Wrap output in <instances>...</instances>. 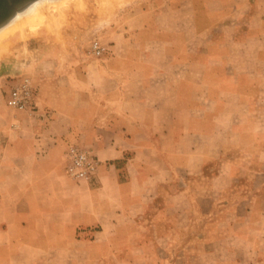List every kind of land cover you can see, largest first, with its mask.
<instances>
[{
    "label": "rangeland",
    "instance_id": "1",
    "mask_svg": "<svg viewBox=\"0 0 264 264\" xmlns=\"http://www.w3.org/2000/svg\"><path fill=\"white\" fill-rule=\"evenodd\" d=\"M50 1L39 9L45 17L41 23L35 17V26L26 23L0 39V131L18 116L36 114L44 106L58 108L62 117L55 130L62 145L58 162L65 169L70 146L88 150L98 161L92 181L102 164L96 138L103 135V128L124 126L120 111L134 114L131 102L150 94L165 100L168 107L155 111L171 119L172 133L204 132L198 159L206 154L215 158L203 172L198 160L190 174L177 170L173 182L161 187L149 184L137 207L142 216L131 221L127 233L109 238L105 263L99 261V251L81 245L80 236L72 257L81 264H264V202L256 204L262 217L250 219L246 214L256 203L251 201H257L254 194L264 192V36L262 42L249 38L251 28L243 9L247 0ZM237 4L239 11L233 10ZM95 44L104 48L102 53L95 52ZM149 70L155 75L148 76ZM25 77L36 90L34 111L10 107L5 100L7 90ZM144 82L157 87L135 91L138 96L132 87ZM246 82L259 83L261 89L244 90ZM233 86H239L240 96L225 91ZM105 97L111 100L104 101ZM239 99L245 108L220 107V121L213 123L215 100ZM119 100L126 103L117 105ZM218 127L221 132L215 137L212 128ZM219 145H225L220 155L232 159L239 172L231 182L220 180L211 190L204 188L209 181L204 174L216 171ZM123 164L121 160L118 166ZM64 174L68 181L82 183ZM186 179L195 201L186 203L182 195L184 202L172 207L171 196L186 188ZM199 193L207 195L200 202ZM41 194L36 203L41 211L84 204L78 188L59 194L66 199L64 204L44 190ZM212 198L225 206H216ZM122 243L135 246L133 260L127 245L120 251L112 249ZM219 244L226 247L220 249ZM235 246L238 249L232 250ZM60 254L67 257L66 252Z\"/></svg>",
    "mask_w": 264,
    "mask_h": 264
},
{
    "label": "crops",
    "instance_id": "2",
    "mask_svg": "<svg viewBox=\"0 0 264 264\" xmlns=\"http://www.w3.org/2000/svg\"><path fill=\"white\" fill-rule=\"evenodd\" d=\"M240 9V5H233V10ZM243 9L251 28L248 32L249 38L262 42L264 0H247V7ZM237 42L241 43L240 40ZM247 43H243L245 48ZM154 75L155 71L149 70L148 76ZM241 77L237 76L238 82ZM156 87L144 82L135 84L132 90L134 93L150 92ZM243 89L257 91L261 89V84L246 82ZM225 91L235 97L240 96L239 86L227 88ZM103 100L110 101L111 98L105 97ZM125 103V100L117 101V105ZM247 104L250 105L249 102L246 106ZM214 105L216 110L213 123L220 121V107L227 105L245 108L240 99L235 103L215 100ZM131 106L134 110L132 116L120 111L123 114L120 121L126 123L124 126L103 128V135L96 138V153L102 160L99 174L92 181L82 180L81 184L68 181L64 174L66 170L58 162L62 150V145L55 137V130L62 118L58 108L52 110L55 107L44 106L43 110H50L44 111V114L43 110L35 108L36 114L21 115L6 122V126L0 131V264H55L57 261H62L61 264H81L80 260L72 257L77 236L82 237L80 243L85 249L99 251V261L105 263L103 259L107 257L110 249V244L107 243L109 238L112 236L117 239L127 233L131 221L136 222L142 216L137 207L149 184L157 187L164 186V182L169 184L175 180L177 170L190 174L195 171L198 160L201 161L200 169L203 172L208 162L215 159L207 154L198 159L197 152L201 144L199 140L205 135L203 131L187 132L184 129L183 132H171V119L167 115L156 114L155 111L168 107L164 99H155L150 94L142 95L133 100ZM87 120L94 121L95 118ZM102 121L100 118V122ZM212 131L213 136L219 137L221 128H212ZM189 138L194 140L188 142ZM224 147L225 145H219L215 150L219 161L215 162V172L211 175L204 174L209 180L204 188L212 190L220 180L222 183L228 180L231 182L239 172L238 168L232 166V159L227 161L220 155ZM121 160H124V164L119 167ZM226 163L231 165L227 166ZM187 181L189 180L186 179L185 189H180L171 196L172 207L177 208L178 203L181 205L184 202L181 200L182 195L186 203L192 205L195 201L188 189L191 184ZM76 188L80 190L84 204L74 202L72 206L67 204L62 210L53 211H41L36 206L43 197V190L49 196L53 194L57 203L64 204L66 199L59 197V194L64 195L65 189L70 191ZM206 196L199 193L196 200L200 202ZM254 200L257 201L251 202L256 203H251L250 209L246 211L251 216L250 219L262 217L256 210V204L264 202V192L254 194ZM212 202L216 206H225L213 198ZM132 244H115L112 249L120 251L127 245L129 259L133 260L135 246ZM225 247L219 246L220 249ZM237 249L236 246L232 248ZM256 249L255 246L254 250ZM61 251L66 252L67 257H60Z\"/></svg>",
    "mask_w": 264,
    "mask_h": 264
},
{
    "label": "built area",
    "instance_id": "3",
    "mask_svg": "<svg viewBox=\"0 0 264 264\" xmlns=\"http://www.w3.org/2000/svg\"><path fill=\"white\" fill-rule=\"evenodd\" d=\"M95 52L100 54L103 49L94 45ZM35 88L30 78H23L17 85L6 92V102L10 107L20 110H35ZM67 174L77 180H91L97 170L98 161L88 150L70 146L65 157Z\"/></svg>",
    "mask_w": 264,
    "mask_h": 264
},
{
    "label": "clouds",
    "instance_id": "4",
    "mask_svg": "<svg viewBox=\"0 0 264 264\" xmlns=\"http://www.w3.org/2000/svg\"><path fill=\"white\" fill-rule=\"evenodd\" d=\"M45 0H33L31 4L28 5L24 10L18 11L12 19L9 21L8 25L4 28H0V32L7 31L9 28L13 27L17 23L26 20L29 17L36 15L41 7H43Z\"/></svg>",
    "mask_w": 264,
    "mask_h": 264
},
{
    "label": "bare ground",
    "instance_id": "5",
    "mask_svg": "<svg viewBox=\"0 0 264 264\" xmlns=\"http://www.w3.org/2000/svg\"><path fill=\"white\" fill-rule=\"evenodd\" d=\"M54 1V0H53ZM53 1H50V2H53ZM63 0H60V2L59 3H61ZM65 1V0H64ZM68 1V0H67ZM33 2V0L32 1H30V2H27L23 7H21V8H19V9H17V11H14L13 12V14L11 15V17H9L7 20H5L3 23H1L0 24V28H4L5 26H7L8 25V23H9V21L12 19V17L18 12V11H22V10H24L26 7H28V5L29 4H31ZM50 2H48V3H50ZM56 2V1H55ZM58 3V2H57ZM56 3V4H57ZM56 8V7H55ZM43 11V10H42ZM44 13V12H43ZM35 17H40L41 18V20H40V23L42 22V20H44V18H42L43 17V14L40 12V10L38 11V13L36 14V15H34V16H32L30 19L28 18V19H26V21L24 20L23 22L24 23H22V22H20V23H17L16 25H14L13 27H11V28H9L7 31H4V32H0V39H2L3 38V36L4 37H6L5 36V34L6 35H8L9 34V32H11V34L13 33L12 31H14L15 29L17 30V29H22V27H24L25 26V24L27 23V24H33L34 25V23L37 21V19H35ZM28 20V21H27ZM39 21V20H38ZM38 22H36V24H37ZM22 24H23V26H22ZM17 25H19V26H17ZM28 25V26H29ZM39 25V24H38ZM31 26V25H30ZM35 26V25H34ZM31 27H33V26H31ZM0 42H1V40H0ZM2 43V42H1ZM0 43V44H1Z\"/></svg>",
    "mask_w": 264,
    "mask_h": 264
},
{
    "label": "water",
    "instance_id": "6",
    "mask_svg": "<svg viewBox=\"0 0 264 264\" xmlns=\"http://www.w3.org/2000/svg\"><path fill=\"white\" fill-rule=\"evenodd\" d=\"M32 0H0V24L7 20L20 6Z\"/></svg>",
    "mask_w": 264,
    "mask_h": 264
},
{
    "label": "flooded vegetation",
    "instance_id": "7",
    "mask_svg": "<svg viewBox=\"0 0 264 264\" xmlns=\"http://www.w3.org/2000/svg\"><path fill=\"white\" fill-rule=\"evenodd\" d=\"M25 4H26V3H25ZM25 4H24V5H25ZM24 5H22V6L18 7L17 9H19V8L23 7ZM17 9H16L15 11H17Z\"/></svg>",
    "mask_w": 264,
    "mask_h": 264
}]
</instances>
